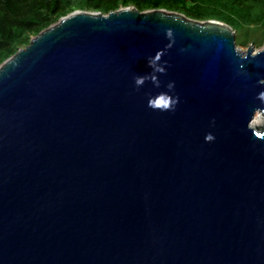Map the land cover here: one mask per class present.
<instances>
[{
    "label": "water",
    "instance_id": "1",
    "mask_svg": "<svg viewBox=\"0 0 264 264\" xmlns=\"http://www.w3.org/2000/svg\"><path fill=\"white\" fill-rule=\"evenodd\" d=\"M256 115L225 23L60 18L0 65V264H264Z\"/></svg>",
    "mask_w": 264,
    "mask_h": 264
},
{
    "label": "trees",
    "instance_id": "2",
    "mask_svg": "<svg viewBox=\"0 0 264 264\" xmlns=\"http://www.w3.org/2000/svg\"><path fill=\"white\" fill-rule=\"evenodd\" d=\"M177 12L196 21L225 23L236 45L264 44V0H0V65L30 39L73 11L107 15L120 8Z\"/></svg>",
    "mask_w": 264,
    "mask_h": 264
},
{
    "label": "rangeland",
    "instance_id": "3",
    "mask_svg": "<svg viewBox=\"0 0 264 264\" xmlns=\"http://www.w3.org/2000/svg\"><path fill=\"white\" fill-rule=\"evenodd\" d=\"M250 46H253L256 50H260L264 46V44L262 46H255V45H250ZM248 47H249V45L248 46H240V45H237V48L240 51H242V52H245ZM263 122H264L263 120L258 121V123L254 127H260L261 125H263Z\"/></svg>",
    "mask_w": 264,
    "mask_h": 264
},
{
    "label": "bare ground",
    "instance_id": "4",
    "mask_svg": "<svg viewBox=\"0 0 264 264\" xmlns=\"http://www.w3.org/2000/svg\"><path fill=\"white\" fill-rule=\"evenodd\" d=\"M260 120H263V117L260 115H256V117H254V120H253L251 126L254 127L258 123V121H260Z\"/></svg>",
    "mask_w": 264,
    "mask_h": 264
}]
</instances>
